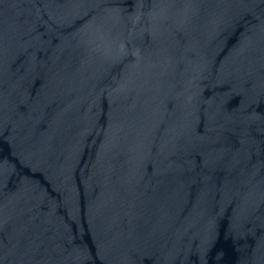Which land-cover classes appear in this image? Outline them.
Returning a JSON list of instances; mask_svg holds the SVG:
<instances>
[{
	"label": "water",
	"instance_id": "1",
	"mask_svg": "<svg viewBox=\"0 0 264 264\" xmlns=\"http://www.w3.org/2000/svg\"><path fill=\"white\" fill-rule=\"evenodd\" d=\"M0 264H264V0H0Z\"/></svg>",
	"mask_w": 264,
	"mask_h": 264
}]
</instances>
